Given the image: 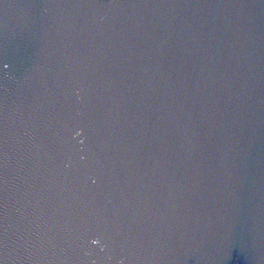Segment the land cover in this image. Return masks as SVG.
<instances>
[{"label": "water", "instance_id": "water-1", "mask_svg": "<svg viewBox=\"0 0 264 264\" xmlns=\"http://www.w3.org/2000/svg\"><path fill=\"white\" fill-rule=\"evenodd\" d=\"M0 264H264V0H0Z\"/></svg>", "mask_w": 264, "mask_h": 264}]
</instances>
